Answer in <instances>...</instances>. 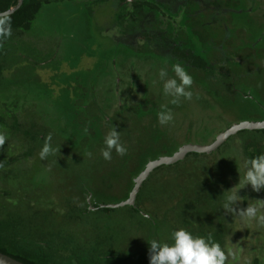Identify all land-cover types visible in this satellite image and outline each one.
Instances as JSON below:
<instances>
[{
  "label": "rangeland",
  "instance_id": "rangeland-1",
  "mask_svg": "<svg viewBox=\"0 0 264 264\" xmlns=\"http://www.w3.org/2000/svg\"><path fill=\"white\" fill-rule=\"evenodd\" d=\"M203 1L221 8L226 14L221 26L239 32L238 45L254 47L263 63L254 62L249 68L244 65L246 69L233 81L214 77L208 79L210 85L194 84L189 89L192 99L181 98L179 106L169 103L171 97L164 95L158 76L164 69L169 78L173 77L169 66L156 60L154 70L149 71L150 62L141 69L143 57L112 37L118 29H108L116 7L109 1H44L29 28L12 33L0 46V116L4 122L0 131L8 136L0 148V242L7 243L15 231L27 237L29 244L49 242L59 215L82 201V191L93 185L95 176L105 187L101 203L115 204L127 196H115L112 188L117 180L122 181L120 169L128 157L105 161L103 148H96L95 142L104 145L112 125L120 132L121 142H127L118 126L146 118L142 109L134 107L133 113L127 109L143 97V86L150 89V101L145 102L150 108L156 105L147 116L159 128L152 135L159 148L151 152L152 146H148L144 157H133L130 178L149 159L171 155L181 145H208L232 124L264 120V0ZM90 100L94 104L91 109L86 108ZM103 104L104 111H96ZM162 105L174 114V121L166 126L158 123L155 113ZM105 115L112 117L107 124ZM48 133L53 137L52 146L60 150L42 161L39 152ZM244 136L247 131L231 136L213 154L201 156L205 157L206 168L201 169V161L189 156L181 165L154 172L153 179L138 194L137 204L149 214L145 219L151 215L157 218V227L153 228V220L147 222L125 206L78 214L71 217L76 223L68 230L59 224L64 229L58 227L56 233H66L86 246L88 254H94L89 256L94 264H149L148 243L156 239L171 244L172 232L180 228L193 236L207 237L210 233L226 251L235 247V264H264V228H257L255 223L243 226L222 209L230 194L225 191L243 176L239 155L243 154L240 141ZM103 168L115 175L101 178ZM183 191L190 193L183 198L176 195ZM238 195L244 198L238 207L246 208L250 200L264 199V190L257 193L246 186ZM89 258L84 259L85 264L90 263Z\"/></svg>",
  "mask_w": 264,
  "mask_h": 264
},
{
  "label": "flooded vegetation",
  "instance_id": "flooded-vegetation-1",
  "mask_svg": "<svg viewBox=\"0 0 264 264\" xmlns=\"http://www.w3.org/2000/svg\"><path fill=\"white\" fill-rule=\"evenodd\" d=\"M89 1L95 2L94 4H102L103 2L109 1L111 5H116L113 12V23L108 29L114 30L117 28V35H112L116 42L126 45L128 50L132 49L133 53H137L140 57H143L144 60L139 62L140 67L150 62L149 71L154 70L156 60H159L168 65L170 72L174 75L172 66L176 62H179L192 76V87L194 84H201L202 86L207 84L210 85L208 79L214 77L220 78L217 79L218 81H233L240 71L246 69L244 65L249 68L254 62L263 63V58L257 59L256 53L258 51H256L254 47L251 49L243 47V49L238 45L236 38L240 37L239 32L232 27L225 28L221 26V18L226 15L221 13V8L207 5L203 0H131V2H129V0ZM215 1L216 0H211L210 2ZM230 36L231 38H228ZM127 60L126 57L124 63H126ZM228 86L229 85L226 83V89ZM142 92L143 97H141L135 105H127V109L131 113H133L134 107L140 110L142 109L146 113V118L142 121H136L134 119V121L118 126L120 129L124 130L127 141L124 143V146L127 148V154L122 157H144V150L146 147L152 146L153 150L151 152L159 148L158 140L152 139V135L157 132L159 128L154 126V123L150 121L151 118L147 116L150 112L149 110H156V105L153 104L150 108L148 102H145L150 101V96H148V92H150L149 88L143 86ZM214 92L218 93V90L214 88ZM154 97L155 96H153V98ZM88 104L86 108L91 109L94 107L92 100H90ZM103 106L104 104L97 107L96 111H104ZM142 106L143 108H141ZM106 108H109V106ZM262 112L264 114V109ZM155 113L157 114V111ZM111 118L112 117L109 118L105 115L106 124ZM259 130H240L235 134L240 135L245 134L246 131ZM142 134L145 135V137H142ZM235 134L231 136L235 137ZM260 134H264V131L254 135V142L261 140L264 144V136L262 137ZM256 136H258V138H256ZM230 137L221 144L222 147ZM245 137L246 136H244L241 141H244ZM102 145L103 143L99 142V140L95 142L96 148H104L105 145ZM219 147L217 149H219ZM134 151H136V153H134ZM262 151L264 152V148ZM262 153H255L252 157ZM190 154L192 153H187L185 157L192 156ZM198 155L209 156L204 153H199ZM118 156L119 155L113 151L112 157ZM239 157L242 158L246 156L241 154ZM125 161V163H127L126 168L130 167V164L133 163L132 160L129 162L128 158ZM170 165H161L159 167ZM159 167L154 168L152 172L154 170L156 171ZM128 171L129 169H120L119 177L123 178L122 181L117 180L116 185L112 188L114 194L126 193L128 197L134 184L132 181V187L129 188L127 182L129 176ZM114 175L115 174H111L110 170L107 168H103L99 172L101 178ZM146 179L139 188L134 204L132 206L124 205L122 207L129 206L131 209H135L138 215H142L140 211L142 207L138 205L139 203H136V200ZM92 182L96 185L91 184V186L86 187V189L82 191V201L76 203L77 205H74L72 208L65 209V212L59 215V219L57 220L58 226L57 228L54 227L55 233H49V242L41 245L37 243L29 244L26 248L19 244L18 249L24 252L23 254L25 256H29V258L34 260V264H85L84 259L86 257L89 258V256H94V254L89 255L86 246L78 242V240L73 237L70 238L66 233L63 236L62 234L56 233V229L61 226L66 227L68 230L71 224L76 223L71 217L78 214H87L88 211H94L96 209H113L107 207L106 205L108 204L101 203V196L103 195L105 187L100 186V179L95 176ZM127 197H121L119 202L126 200ZM64 227L61 228L64 229ZM155 227H157V225H155ZM23 239L28 241L27 237ZM96 239L102 242L101 239ZM98 245L103 244H96L95 246ZM41 246L43 248H40ZM40 249H44L45 251L42 252ZM90 250L93 252L92 249ZM89 264H94L91 259Z\"/></svg>",
  "mask_w": 264,
  "mask_h": 264
},
{
  "label": "clouds",
  "instance_id": "clouds-1",
  "mask_svg": "<svg viewBox=\"0 0 264 264\" xmlns=\"http://www.w3.org/2000/svg\"><path fill=\"white\" fill-rule=\"evenodd\" d=\"M11 36L10 15L0 14V45ZM172 71L174 76L171 78L164 69H160L158 76L163 81L164 95L171 97L169 103L179 106L181 98L189 101L192 99L193 93L189 89L193 85V78L179 62L172 66ZM157 119L161 126H166L174 121V114L167 105H162L161 111L157 113ZM52 139L51 133L43 138V146L39 152L42 161L50 155H56L60 150V147L52 146ZM7 140V133L0 131V148L4 147ZM104 145L101 156L105 161H111L113 151L121 157L127 154V148L121 142L120 132L113 125L104 138ZM2 166L3 162L0 163V167ZM240 167L243 176H239L237 185L225 191L230 194L225 197L222 209L226 214L235 216L243 226L255 223L257 228H264V199L250 200L252 202L248 203L246 208L238 207L244 199L238 195L241 189L250 186L253 192L259 193L264 190V153L255 157H242ZM171 240L173 241L171 244L161 243L156 239L148 243L149 264H229V261L235 264L238 260L235 247L226 251L214 241L210 233L207 237L193 236L184 228H180L172 232Z\"/></svg>",
  "mask_w": 264,
  "mask_h": 264
},
{
  "label": "trees",
  "instance_id": "trees-1",
  "mask_svg": "<svg viewBox=\"0 0 264 264\" xmlns=\"http://www.w3.org/2000/svg\"><path fill=\"white\" fill-rule=\"evenodd\" d=\"M44 1H47V0H23L21 6L10 15L12 33L16 32V31L22 32L24 30H27L29 28L30 23L33 20L34 16L38 12V10H39V8L41 6V3L44 2ZM16 3H17V0H0V12H3L5 10H7V9L13 7V6H15ZM10 38L7 41H9ZM7 41H5V42H7ZM1 51H2V49L0 50V54H1ZM226 61H227V59H226ZM2 70L3 69H2V67L0 65V75L2 74V72H1ZM3 123H4L3 122V117L0 116V126ZM263 131L264 130L247 131V136L245 137L244 141H241L242 150H243L242 153L246 157H252L255 153H262L263 152L262 149L264 148V144L261 142V140H257V142H254V139H255L254 134L256 132L257 133H262ZM253 132H255V133H253ZM190 155H192L195 158L194 161H196V160H200L201 161V163H200V166H201L200 168L201 169L202 168H206V161H205V159H203L205 157H202L201 158V156H199L196 153H192ZM185 158H187V157H185ZM128 159H129V162H131V160H132V162H135L134 159H133V157H128ZM184 161L178 162V163H176L174 165H181V164L184 163ZM126 166H127V163H124L123 168L130 169V167H132V164H130V167H127V168H126ZM170 166H173V165H170ZM167 167L168 166H162V167H159L158 169L164 170ZM158 169H156V170H158ZM128 172H129L128 173L129 176L127 178V182L128 183H129V181H132L139 174V172H138V174H136L134 177L130 178L131 173H130V171H128ZM154 172H155V170L149 175V177L143 183V185H142V187L140 189V192L143 190V188L146 186V184H148L153 179ZM199 172H201V171H199ZM201 174L203 176H207L205 172H203ZM93 184L96 185L94 182H93ZM90 186H91V184H90ZM176 192H174V194ZM189 193H190L189 191H185V192L183 191L180 194H177L176 193V195H178V196L181 195V198H183L184 195L189 194ZM124 197H127V196H122V198H124ZM138 199L139 198L137 196V200ZM120 200H121V198H119L115 203L119 202ZM137 200H136V203H138ZM132 210L134 212H136L135 209H132ZM106 211H109V209H106ZM140 211L142 212V215H139V216L143 220H146L147 222H150V223L153 220V223H155V224L152 223L153 228L155 227V225L158 226L159 222H156L157 221V218L155 216L153 217L151 215L149 219L148 218L145 219V217H147V215H149V214L143 208ZM13 235H15V236H13L7 243L0 242V252L1 253H4V254H6V255H8V256H10V257H12V258L20 261V262H23L24 264H34V262H33L34 260H32L31 258H29V256H25L23 254L24 252H22L20 249H18L19 244H20V246H24V248H26V246L29 245L28 241L26 239H23L24 237H22V234L19 233L18 231H16V233L13 234Z\"/></svg>",
  "mask_w": 264,
  "mask_h": 264
},
{
  "label": "water",
  "instance_id": "water-1",
  "mask_svg": "<svg viewBox=\"0 0 264 264\" xmlns=\"http://www.w3.org/2000/svg\"><path fill=\"white\" fill-rule=\"evenodd\" d=\"M23 0H17L15 6L0 12V14L11 15L16 11L22 4ZM264 129V120L261 121H243L240 123H235L229 126L227 129L219 133L216 138L208 145H198V144H184L178 147L171 155L159 156L153 160H149L143 170L133 179V188L130 191L126 200H123L116 204H108L107 207L117 208L124 205L132 206L135 202L136 195L139 191V188L142 182L148 177L152 170L161 165H170L178 161H181L185 158L187 153H204L210 154L215 151L228 137L235 134L240 130H259ZM0 264H24L4 253L0 252Z\"/></svg>",
  "mask_w": 264,
  "mask_h": 264
}]
</instances>
